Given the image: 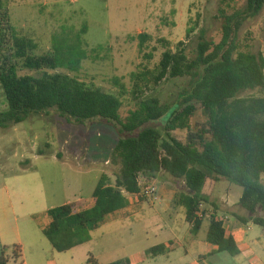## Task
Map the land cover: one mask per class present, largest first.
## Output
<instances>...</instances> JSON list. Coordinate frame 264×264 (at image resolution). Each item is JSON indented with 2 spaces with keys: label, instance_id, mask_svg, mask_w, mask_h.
<instances>
[{
  "label": "trees",
  "instance_id": "1",
  "mask_svg": "<svg viewBox=\"0 0 264 264\" xmlns=\"http://www.w3.org/2000/svg\"><path fill=\"white\" fill-rule=\"evenodd\" d=\"M236 1L224 3L235 8ZM263 9L264 0H246L242 11L225 15L218 44L201 32L194 46L190 39L196 28L189 29L187 41L175 47L164 38L156 40L158 46H152L151 35L139 34V54L147 64L131 74V89L116 79L121 87L116 95L72 75L80 73L82 62L90 57L89 51L55 37L52 50L40 54L33 39L15 30L9 6L0 0V85L7 102V109L0 112V128L9 129L32 116L55 111L69 124L104 121L118 133L112 154V162L120 166L115 184L111 185L108 175L103 174L90 199L43 214L50 223L42 233L53 250L66 253L89 243L91 232L108 216L129 206L127 195L144 198L143 183L147 187L161 175L185 184L186 192L177 194L175 203L185 208L186 220L192 226L187 243L197 238L207 219L206 242L213 247L212 253L227 252L233 257L240 254L217 212L208 218L201 210L209 204L203 195L207 180H227L241 187L240 206L250 213L249 219L242 220L264 230V217L259 215L264 212V57L242 51L237 44L243 23ZM159 48L160 60L150 68ZM24 71L35 75L23 74ZM168 79L188 80L176 106L148 95ZM126 95L131 97L134 108L123 118L122 97ZM199 109L205 122L194 127L192 119ZM180 130L188 132L185 143L174 136ZM39 153L42 155V151ZM176 248L174 243L156 246L141 254L140 260L168 255ZM10 249L13 259L22 258L20 247H3L0 264L9 263L6 250ZM87 264L100 263L90 256Z\"/></svg>",
  "mask_w": 264,
  "mask_h": 264
},
{
  "label": "rangeland",
  "instance_id": "2",
  "mask_svg": "<svg viewBox=\"0 0 264 264\" xmlns=\"http://www.w3.org/2000/svg\"><path fill=\"white\" fill-rule=\"evenodd\" d=\"M5 3L9 6L15 30L33 39L40 54L52 50L55 37L73 42L78 49L89 51L90 57L82 62L80 73L72 75L105 92L119 95L121 87L116 79L131 89V74L147 64L139 54V34L151 35L154 38L152 46H158L156 40L164 38L175 47L179 42L187 41L189 29L196 28L190 39L194 46L201 32L206 33V39L218 44L222 39L224 16L242 11L246 0H237L235 8H228L224 0H5ZM237 44L242 51L264 57V9L257 17L243 23L237 34ZM161 53L159 48L150 68L159 62ZM187 83V79H168L148 95L156 96L163 104L176 106L181 102L180 95ZM122 101L121 114L125 118L134 103L128 95L122 97ZM6 109V98L0 85V112ZM204 122L199 109L192 125L196 127ZM158 128L165 135L161 123ZM174 136L185 143L188 132L176 131ZM117 142L118 133L107 122L69 124L55 111L32 116L9 129L0 128V207L8 226L12 229L19 226L22 233L29 227L39 231L46 208L90 199L103 174L108 175L110 184L114 185L120 168L112 162ZM262 182L264 184V178ZM142 187L146 189L144 183ZM151 187L155 191L150 197L144 196L145 200L157 196V187ZM178 190L186 192L185 185ZM242 194L241 187L227 180L218 182L214 197L221 205V202H229L232 211H218L219 219L234 221L236 216L248 215L249 212L240 206ZM203 207L205 215L210 217V207L206 204ZM143 209L144 212L134 218H109L91 232L89 243L71 254H60L56 258L41 249L43 264H87L90 256L100 264L123 259L136 262L139 255L153 247L182 240V209H173L172 217L160 204L154 209L144 203ZM259 215L264 217V212L260 211ZM208 228L209 221L205 220L198 234L200 241L206 239ZM248 228L252 229L250 239L264 241L262 227L252 222ZM39 235L48 243L42 233ZM2 250L0 240V256ZM187 251L186 245L179 246L170 255L146 258L136 264L195 262L198 258L195 251ZM257 254L264 260L261 247ZM22 255L21 259H13V250H6V256L10 257L8 264H42V259L38 262L32 248L22 250ZM205 264L241 263L227 252H218L207 257Z\"/></svg>",
  "mask_w": 264,
  "mask_h": 264
},
{
  "label": "crops",
  "instance_id": "3",
  "mask_svg": "<svg viewBox=\"0 0 264 264\" xmlns=\"http://www.w3.org/2000/svg\"><path fill=\"white\" fill-rule=\"evenodd\" d=\"M163 177L165 178L166 181L163 180L164 179ZM143 181H146V180L143 179ZM147 184L149 186L157 187L158 189L157 196H155L154 198H149L145 200V197L142 198L136 195H130V194L127 195L129 206L121 211H118L108 216L105 220V223L109 218L110 219H117V218L126 219L128 217L129 218L137 217L139 213L144 212V209H143L144 203H148L150 208H154V209H156V206L160 204L164 208L165 212L170 215V217H172L173 215V212H172L173 209L175 210L182 209L183 218H184V221L182 222L183 231L180 232L182 235V240H179L176 242H170V243H174V245L177 247L186 245V247L188 248V251H187L188 253L195 251V254L197 255L198 258L195 262L190 263V264H205L207 257L218 253V252L212 253L213 247H211L206 242V239L204 241H200L198 239V236L196 239L187 243V238L189 237L192 226L186 220L185 208L175 203V196L181 193V191H179L178 188L181 187L183 189L184 182L183 184H180V181H175L171 177H168L166 175H163V176L161 175L155 180ZM217 184L218 182L207 180L205 187L203 189V195H205L209 199V204H206V206L208 208L210 207L209 210L212 213L216 211L218 214V211H221V210H225L227 212L232 213L229 202H221L222 203L221 205L220 202H218V200L215 199L214 193L217 190ZM177 185H179V187ZM185 191H186V187H185ZM69 203H71V201L66 202V204H69ZM202 207H201V210L204 212V209H202ZM50 209L51 208H46L44 214H46ZM3 212H4L3 209L0 207V240H1L2 247L18 246L23 251H26L27 248H32L33 254L37 255L38 262H40V259H42L41 260L42 264H43L44 259H43L42 252H40L41 249H45L46 251L50 252L51 254H53V256L57 258L58 256H60V254H71L72 252H74L76 249L79 248V247L75 248L66 253H57V254L52 253L53 248L49 247L51 245H48L50 244L48 240L46 239L47 240L46 242L48 243H45V241H42L39 235L40 233H42L43 229L50 223V220L47 216H45V218L39 224L40 233L39 231H36L35 229H32L31 227H29L28 230H25V233H22L19 226H16L15 229H12L11 226H8L6 220L3 218V215H4ZM156 214L158 215L157 212ZM206 217H209V216L206 215ZM249 218H250V213H248L247 216L246 215L236 216V220L234 221L223 220L225 229L227 230L228 234L234 237L238 245V248L240 250V254L234 257V260L236 262H240L241 264H264V260L260 258L257 254L259 247H261L264 250V241L263 239L254 240V241L250 239L249 232L252 229L248 228V225H250L252 222L245 223L242 220V219H249ZM8 228H10V230ZM10 231L12 232V234L10 233ZM170 243H168L167 245H169ZM168 255H170V253ZM140 256L141 255H139L136 262L134 260H130L131 264H136L137 262H141Z\"/></svg>",
  "mask_w": 264,
  "mask_h": 264
},
{
  "label": "built area",
  "instance_id": "4",
  "mask_svg": "<svg viewBox=\"0 0 264 264\" xmlns=\"http://www.w3.org/2000/svg\"><path fill=\"white\" fill-rule=\"evenodd\" d=\"M154 191H155L154 187L148 186V187H146V189H143V188H142V192H141V194H142V196H148V197H150L151 194H152ZM223 222H224V221H223Z\"/></svg>",
  "mask_w": 264,
  "mask_h": 264
}]
</instances>
